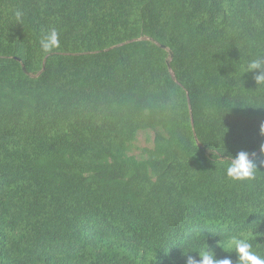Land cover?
<instances>
[{
    "label": "trees",
    "instance_id": "obj_1",
    "mask_svg": "<svg viewBox=\"0 0 264 264\" xmlns=\"http://www.w3.org/2000/svg\"><path fill=\"white\" fill-rule=\"evenodd\" d=\"M257 59L264 0H0V264H238L244 233L264 255Z\"/></svg>",
    "mask_w": 264,
    "mask_h": 264
},
{
    "label": "clouds",
    "instance_id": "obj_2",
    "mask_svg": "<svg viewBox=\"0 0 264 264\" xmlns=\"http://www.w3.org/2000/svg\"><path fill=\"white\" fill-rule=\"evenodd\" d=\"M19 18L22 13L17 11L15 13ZM40 51L44 54L52 52L54 49L60 47L59 32L52 28L45 32L38 41ZM264 61L259 59L252 61L248 66V71H258L254 79L257 84L264 83ZM260 134L264 135V124H261ZM260 152L264 155V143L260 145ZM250 154L245 151L238 152L234 157L229 154L230 162L225 167V175L232 181L251 180L256 176V169L250 159ZM261 165L264 166V160ZM256 235H261L256 233ZM253 236L251 233H244L241 236H232L227 243L225 249L228 252L234 251L238 258V264H264V255L258 254L252 243ZM193 251L192 249H185L183 253L187 254ZM197 252L196 257L188 256L186 264H232L228 258L216 259L214 252L209 251L206 247L201 246Z\"/></svg>",
    "mask_w": 264,
    "mask_h": 264
},
{
    "label": "rangeland",
    "instance_id": "obj_3",
    "mask_svg": "<svg viewBox=\"0 0 264 264\" xmlns=\"http://www.w3.org/2000/svg\"><path fill=\"white\" fill-rule=\"evenodd\" d=\"M153 141V133L151 131H141L138 133L136 146L138 148L142 147H151ZM139 151H133L134 154L137 155Z\"/></svg>",
    "mask_w": 264,
    "mask_h": 264
},
{
    "label": "water",
    "instance_id": "obj_4",
    "mask_svg": "<svg viewBox=\"0 0 264 264\" xmlns=\"http://www.w3.org/2000/svg\"><path fill=\"white\" fill-rule=\"evenodd\" d=\"M163 48H165V46H162ZM169 54H170V57L172 56V52H169ZM23 70H25L24 68H23Z\"/></svg>",
    "mask_w": 264,
    "mask_h": 264
}]
</instances>
